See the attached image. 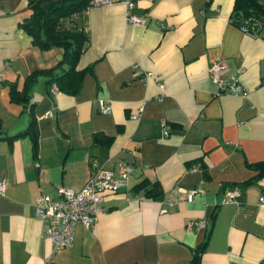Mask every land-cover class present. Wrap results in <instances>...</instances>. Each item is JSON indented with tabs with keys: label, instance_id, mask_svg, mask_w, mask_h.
<instances>
[{
	"label": "crops",
	"instance_id": "crops-1",
	"mask_svg": "<svg viewBox=\"0 0 264 264\" xmlns=\"http://www.w3.org/2000/svg\"><path fill=\"white\" fill-rule=\"evenodd\" d=\"M206 1L134 0L130 13L143 16L137 25L120 2L84 10L87 42L77 66L90 70L81 89L52 93L37 78L35 156L27 137L0 138L7 178L0 264H187L204 237L198 264H264V171L241 184L255 172L248 164L264 158V32L231 22L232 0ZM29 13L28 0H0V128L7 134L28 116L9 100L5 82L21 85L62 53L31 44L20 26ZM212 62L234 74L245 94L219 91L207 70ZM93 131L112 139L95 145ZM119 159L131 167L127 188L104 192L94 220L77 223L71 245L54 248L34 215L35 197L80 187L91 161L115 170ZM143 177L159 182L158 197L144 195L147 183L132 189ZM199 179L203 191L187 199L183 190ZM233 187L236 202H221ZM191 219L204 225L187 228Z\"/></svg>",
	"mask_w": 264,
	"mask_h": 264
},
{
	"label": "trees",
	"instance_id": "trees-1",
	"mask_svg": "<svg viewBox=\"0 0 264 264\" xmlns=\"http://www.w3.org/2000/svg\"><path fill=\"white\" fill-rule=\"evenodd\" d=\"M87 2L88 0H28L30 13L20 22L21 28L30 36L33 46L42 50L51 47L62 48L61 56L53 65L48 67H37L29 71L24 77L21 85H18L16 80L5 82L8 84L9 100L21 104L23 111H25L28 116V122L24 128L12 134L4 133V130L0 128V138H4L8 142H11L18 137H27L31 143L34 156L37 151L38 128L37 112L35 108L36 103L32 98V87L37 78L40 76L44 77L49 92L55 93V91L51 89V85L55 84L57 91L67 94H76L81 89L83 73L86 70H90V64L82 67L77 66V60L87 42V34L83 25V12L89 6ZM207 2H209V0H207L206 3ZM228 17L231 22L240 25L253 35H262L264 32V1L232 0ZM140 73L141 72H139V74ZM111 139L112 135L100 131L91 132L90 141L95 145L107 146ZM96 166V164L92 165L91 161L89 174L93 172ZM248 167L255 170V172L252 178L243 180L241 184L249 182L264 171V158L249 163ZM1 177L6 178L5 176H0V178ZM128 179L129 176L127 182ZM127 182L120 188L126 189ZM145 183H147V186L145 187L144 195L158 197L161 194L160 184L156 179L148 182L146 178L143 177L139 182L131 186L132 189H136ZM50 195L52 197L56 196V187L54 193ZM37 196H39V194ZM77 223L81 222H76L74 226ZM205 240L206 237L196 244L190 254L187 264H198L199 253L203 249Z\"/></svg>",
	"mask_w": 264,
	"mask_h": 264
},
{
	"label": "built area",
	"instance_id": "built-area-1",
	"mask_svg": "<svg viewBox=\"0 0 264 264\" xmlns=\"http://www.w3.org/2000/svg\"><path fill=\"white\" fill-rule=\"evenodd\" d=\"M109 2H120L125 6L126 19L128 22L137 25L143 21V16L130 13L134 0H88L87 4L96 5ZM207 70L212 82L221 92L244 95L245 90L238 82L234 74H225L220 62H212ZM150 75V72H146ZM53 91H57L55 84L51 85ZM141 106H139V109ZM101 111H107V107H101ZM165 134V131H164ZM92 165L95 163L92 161ZM130 165L124 160L116 161L115 170L96 166L82 183L80 187H70L59 185L56 187V196L52 197L48 193L36 197L34 202V215L41 222L42 235L50 237L54 243V248L67 247L71 245L73 238V227L76 222L83 225L94 220L97 212L101 210L99 201L106 191H115L127 182L130 173ZM195 167L192 166L191 169ZM201 180L189 188L183 190L188 199L194 193L202 192ZM6 185V178H0V193H3ZM238 190L227 188L223 190L221 202H236L235 196ZM264 195H259L258 200L262 202ZM204 221L201 219H191L186 227H201Z\"/></svg>",
	"mask_w": 264,
	"mask_h": 264
},
{
	"label": "rangeland",
	"instance_id": "rangeland-1",
	"mask_svg": "<svg viewBox=\"0 0 264 264\" xmlns=\"http://www.w3.org/2000/svg\"><path fill=\"white\" fill-rule=\"evenodd\" d=\"M158 83H159L158 86H162V83L160 81Z\"/></svg>",
	"mask_w": 264,
	"mask_h": 264
}]
</instances>
